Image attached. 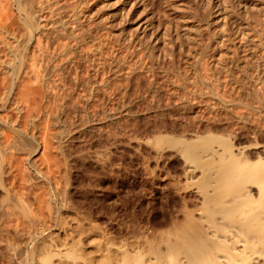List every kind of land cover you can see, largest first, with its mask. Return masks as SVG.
Segmentation results:
<instances>
[{
    "label": "bare ground",
    "instance_id": "1",
    "mask_svg": "<svg viewBox=\"0 0 264 264\" xmlns=\"http://www.w3.org/2000/svg\"><path fill=\"white\" fill-rule=\"evenodd\" d=\"M30 1H31L30 2L31 5L29 4V6L26 5L28 4L27 2L26 4L24 3V0H5L3 1L4 3L1 7L2 11L0 8V11H1L0 12V16H1L0 17V29L1 30L4 29L5 33L7 32V35L10 34L9 32L11 31L12 28H10V31H9V28L7 26L10 24V27H11L10 21L11 20L15 21V19L16 20L18 19V18H13L12 15L15 13V11L16 13L19 12L20 14L24 12L27 17L24 19L26 21V25L28 29V33H27V30L25 32V34H27L26 41L31 43L30 41H32L33 37L35 36L34 34L36 33L37 34L39 33V35L45 36L47 38L46 39L47 44H48V40L49 42H51V45L49 47L47 46L50 43L46 46L45 41L43 40L45 38L42 39L41 38L42 36L40 37L41 39L39 38L40 42L42 41V43L37 41L38 39L37 40L34 39L36 44L37 42L41 44L40 49L45 50V51H46V48H49V50H51L50 47L53 48L54 44H56L54 42H58L60 38L62 39L64 38V36H66L65 38H67V36H70V35L75 36L74 32L78 31L77 28H76L77 31L76 30L74 31L72 28L68 27V25L70 24L69 20H68L69 24L68 25L66 24L67 20L65 21L64 19L67 14H68L67 17L71 16V20L75 22L76 21L79 22L81 18H82L81 21H83L84 20L83 16L87 18L88 16H91L93 14L92 13L90 15L91 11L89 14L86 12L88 15L86 13H85L86 15L83 14L84 13L83 6H85L86 4L85 2V4L81 8L79 7L80 10L83 9L82 11H79L78 7H76L77 8L76 11H74L73 14L72 15L70 14L69 16V12L70 13L72 12L71 8H73L75 5L78 4L77 0H75L76 2L74 1L75 5H73V7L70 8L71 11L69 10H67L69 12L63 11L64 13H66V15L63 14L65 17L60 16L62 15L61 11L60 13L57 12L59 8L55 9V7L58 6V4L55 5L56 4L55 2L57 0H38V1L30 0ZM58 1L60 3L62 2L60 0ZM80 1L82 0H79V2ZM106 1L108 2V0ZM125 1H127L126 4L127 3L129 4V16L131 17L130 18L128 16L130 19L129 21L132 20L131 25H129L132 27V30L129 36L130 43L128 42L129 43L128 45L132 43L131 46L133 50L129 52L131 54H127L128 57L129 55H131V59L127 60V62L126 60L125 61L122 60L123 62H126V64L127 63L130 64L129 68L127 66L128 77L131 76L130 78L132 77L134 78V75L136 74L140 75L141 73H143L141 75H144V73L145 72L147 73V71L153 77L155 73L156 75L158 74V77L159 76L161 77V75L165 76L164 77L165 79L162 77L164 79L163 80L164 82H166L165 80H168L170 77L171 78L175 77L173 80L172 86L170 84L172 82L171 81L172 79L170 80V83L168 81L169 85H166L168 84L167 82L165 84L167 87V90L170 89L169 86L172 87L170 90L171 93L168 91L170 95L173 93V91H175L176 97H177V94L179 96L177 97L178 100L173 99L174 101L173 103L171 102L172 101L171 99L172 97H171L170 103L173 106L175 105V103L178 102V106L184 109L191 116V117L188 116L190 117L188 118L187 115L186 116L184 115V117L185 118L187 117L190 121L189 122L187 121L188 124H185L186 123L185 122L184 126H182L181 129L179 128L177 130L176 128V130L174 129L171 131L169 130L170 129L169 126L171 124H169V126L167 125L168 127L165 126L167 128L165 127L160 128L158 132L154 134L155 135L153 139L154 144L151 143L152 145H150L153 148H155V150L153 149V152L156 151L155 155L157 156L156 158L157 161L158 159L161 160L162 162L163 161L165 162L166 160L168 161L169 164H170L169 161L172 162V160L179 161L180 167L179 165H177L178 166L177 169L179 168V171L177 170V173L173 172L175 173L174 175L171 172H169V170H165V169L159 170L156 174L158 179L157 180L154 179L155 180L154 182L153 181L150 182V183H153L152 185H150L151 187H147L148 185L147 186L145 185L147 189L150 188L148 191L149 193H145L146 195L148 194L147 195L148 197L139 199L138 195L136 194V197L138 198L131 201V203H128L129 205H127L128 207H127V210L125 211L126 213L124 212L125 214L123 213L124 216L122 217L119 215L120 218L115 217L117 213L116 214L114 213L115 215L113 216L112 215L113 213H111L110 215V213L107 214V212L106 213L105 212L101 213L100 211L95 212L94 209L92 210L88 209V207H86L87 204L84 205L85 203H83V200L81 201L79 200L81 204L73 200L72 199L73 196L71 197L72 194H70L68 191L69 187H67L68 186L67 178H66L67 182H65V179L63 181L67 186L66 185L63 186L64 184L62 185L61 178H59L60 181L58 180L59 176L62 177V175L65 174L64 171H63L64 174L62 173L60 174L59 172H61L63 169L66 170L65 168L67 166L60 171L61 169L59 165L60 163L57 164L59 167L56 165V161L58 160V159L57 160L55 159L56 156L54 158L55 161L52 158V160L55 162L54 164H51L53 162H50L49 164L51 157L49 156V159H48V156H46L47 152L50 153L51 155L52 152L50 151H52L51 149L54 148L53 145H55V143H57L56 145L57 148H55L54 151L58 153L59 151H61L60 149L62 148L64 149L66 147L65 144L67 145L68 141L74 137L71 134L72 131L74 133V130L71 131L72 129L70 128L71 125H67L69 123L65 124L66 120L64 121L63 119L64 116L62 118V116L59 115L62 112L60 108L62 107L61 109H63L64 105L61 106L59 104V107H58L59 109L56 108L57 107L56 105L55 110L61 111L60 113L59 112L57 113L58 115L55 114L56 112L55 113L50 112L55 115H52V114L49 115L51 118L47 116L49 118V121L50 119H52L51 121L53 123L51 121L48 122L47 118H45L46 116H44V115H48V112L50 111L48 109H51L50 106L52 105L49 104L51 101L52 102L56 101L57 103L62 101L60 100L61 97L60 99L58 97L59 95L61 96L62 94L61 91L63 88L61 89V91L59 89H60V86H62L63 84H66L65 83L66 80H64V83L60 86L57 82V81L59 82L61 81L60 78H59L60 80L57 77H56L57 80L54 79V81L56 80L55 82H57L56 84H53V82L50 83L49 81H52L51 77L53 78L55 74L58 75L57 74L58 72H61V74L59 73V75L62 76V72L64 71L65 67L57 66L58 63H56V61H53V58H52V61L56 63L57 65L56 64L52 65L53 63L52 62L50 63L49 59L47 60L46 58L44 59L41 58V55H40L41 50L39 51V57L40 59H43V62L39 64L38 57L36 56L37 53L35 52L36 50H38L36 49V44H35V50L34 52H32L36 54L34 55L31 53L32 60H30L31 58L29 56L30 54L27 55L29 56V59L28 57L26 58L25 52L26 50L28 51V49L24 50L25 47L23 46L22 48L19 45L20 44L19 42H22V41L20 39L18 40V38L14 36L12 38H9V39H12L11 40L12 42H10V40H7V37H5L4 39V35H5L4 33V35L2 34L3 38L2 36L0 37V40L2 42V43L0 42V45H2L0 47L4 48V49H1L2 53L0 54L5 53L3 52V50L4 51L6 50L7 53L9 52L13 55L14 61L13 62H11V60L0 61V66L2 67L1 71L4 72V75L12 77L14 81L13 83L12 81H10L12 85L7 86L6 92L2 93L0 90V94H5L4 96H1L2 98L0 97V101H2L0 102L1 103L0 108L4 109V112H5V110H8V107H9L8 105L11 102V104H14L15 107L12 108L13 105H10V110L11 111L13 110L14 112L16 111L18 117H16V113H14L13 111L12 112L15 114L14 116L16 117L17 121H15V119L10 120L9 118H7L6 116L7 114L6 115L4 114L3 116V114L0 113L2 114L0 115V142H1L0 143L1 144L0 146V192L3 193V196H2L3 198H0L1 199L0 201V233H1L0 234V247L2 246L6 249L7 251V252L5 251L6 256H8L7 253L9 252L11 253V255L15 257V261H17L16 264H264V0L260 2L259 4H256V3H255L256 5L253 4L254 5L253 12L255 13L257 12L259 16V19H258L259 28L257 29H255V27L253 26L254 24L251 25L247 23V21L245 22L247 24H244V21H242L243 18L242 20L240 19L241 18L240 14L242 13L243 10L240 11L241 12L240 14L239 12L236 13L235 1L237 2V0H234V2L229 1V3L231 4L227 3L228 0H226L224 1L225 2L224 6H221L220 4L221 2H220L219 3L220 7L215 8V10L213 8L209 9V7L205 5L204 7H207L209 10L207 11V8H205L206 12L205 11L204 13L201 12L202 14L201 22L195 23V24L192 23V20H190L189 15H187L188 13H190V12L187 13L188 7H189L188 5L190 4H186L188 6L186 9L187 14H185V12L183 13H184V17L188 16L189 18L186 17L183 22L181 21L182 24L181 25L179 24L180 26L178 27L177 30L175 29L177 26L174 27L176 24L173 23L174 24L173 27L175 31L173 30L174 33L173 31L170 34L168 33L169 37L166 34H161L162 33L161 30H160L161 32L160 33L158 32V30L155 29V24L157 23H155V20L153 21L154 18L153 19L150 17L145 18L146 16H148L149 12H147L148 14L145 17H142V18H145L144 19L145 21L143 20L144 21L143 24L140 23L141 25H138L137 23L138 19H135L138 17L137 16V13H138L137 1L138 0H125ZM149 1L153 3V0L152 1L148 0V2ZM238 1H242V0H238ZM69 2L70 0L68 1V3ZM91 2L92 1H90V4ZM97 2H100V1L98 0ZM97 2H94V3H97ZM138 2H142V0ZM148 2L146 6L143 5V7L145 6L148 9L150 4H152L150 2H149L150 4H148ZM161 2H163V0ZM173 2L174 1L171 2V5H174ZM175 2L177 4L180 3L177 0ZM243 2L244 0L242 1V3ZM142 3L145 4L146 1L143 0ZM154 3L156 4V0L154 1ZM165 3L163 2V4ZM237 3L239 4L240 2H237ZM168 4L169 3H167V6L169 8L170 5ZM156 5H159V4L157 3ZM52 6L53 7L55 6V7L53 8ZM67 6L68 7L72 6V3L71 5L65 4V6L64 5L62 6V8L64 9V7H66V9H68ZM97 6L98 5L94 7L98 8ZM139 6H140V3H139ZM175 6L173 7L170 6L171 11ZM99 7H100V4H99ZM105 7L104 9H106ZM108 7H111V6H108ZM161 7L163 6L161 5ZM177 7L179 6H176L175 10L177 9ZM48 8L49 9L53 8L52 10L51 9L49 10L51 13L53 12V10H56L54 12H57L58 14H60L59 15L60 17L58 16L59 17L58 19L56 20L54 19V21H52L53 18H57L56 16L57 13L55 16L52 13L53 17L52 16H51L52 18L49 17L52 20H49L48 16L50 15H48V13L49 14L51 13L48 12L47 14L45 13L44 15V11H46ZM62 8L60 7V9ZM85 9H86V6H85ZM88 9H86V11L89 12ZM111 9L109 8L107 10L110 11ZM149 9L148 11H152L153 10L152 6H151V9L150 10ZM175 10L172 11L171 13L175 12ZM247 10H244V12H246ZM95 11L97 12V10L94 9L93 12L95 13ZM144 11L146 10L144 9ZM155 11H152V12H155ZM101 12H103V10H101ZM178 12L179 11H177V13ZM244 12L243 14L245 15L248 11L246 13ZM42 13L44 16L48 15L46 17V19L48 18L47 20L41 19ZM99 13L97 12L98 15H100ZM105 13L106 12H104V14ZM109 13L108 15L110 17ZM117 13L119 14V12ZM156 13H154V15ZM104 14H101V17ZM179 14H182V13H179ZM192 14H190V16ZM94 15H95L94 20H96V17H97L96 13ZM154 15L153 16L151 15V16L154 17ZM160 15H163V14H160ZM160 15L159 17H161ZM168 15L166 16L168 17ZM176 15L175 14L174 16L171 15L173 16L171 18H176ZM42 18H45V17H42ZM100 18L97 20L100 21ZM105 18L103 20H105ZM155 18H156V15H155ZM163 18H164V15H163ZM180 18H181V15H180ZM9 19L11 20L9 21V24H7L6 22H8L7 20ZM20 19L21 18L19 17V20ZM177 19H173V20H177ZM106 20L111 22V18L110 20L108 19ZM14 21L13 22L11 21L12 24L14 23ZM72 21H71V24H75L76 26L78 22L72 23ZM87 21H88V18L84 21V23H87ZM18 22L15 21L14 26L17 27V25L19 24ZM89 24L90 23H88V25ZM171 24L172 23H170V25ZM78 25L79 24H77V26ZM103 25L101 26L103 27ZM159 26H161V23ZM16 27H13V28H16ZM252 27H254V29ZM19 28H16V29H19ZM79 29H81V27ZM122 29H123L122 32L125 31L124 25ZM172 29H169V30H172ZM14 30H13V33H15ZM20 31L17 33L20 34ZM88 31L86 32L88 33ZM139 31L141 32V35ZM18 34H17V37H19ZM82 34H86V33H82ZM171 34L172 35L174 34L173 35L174 37L171 38L170 37L172 36ZM39 35L37 36L39 37ZM121 35H124V34L121 33ZM127 35L129 34L127 33ZM79 36L81 38V35ZM97 36H99V34ZM97 36H95L96 39H97ZM206 36L209 37L208 42H206L205 40ZM83 37H87V35L85 36L82 35V38ZM72 38L79 39V37H72ZM99 38L97 39V41L101 39ZM120 38H123V37H120ZM116 39H118V37ZM125 39L129 41V38H125ZM125 39L123 38V40L122 39L121 40L124 42ZM81 40L82 39H80L79 41L81 42ZM82 41H85V40H82ZM92 41H94V39ZM43 42L45 45L44 47H46L44 49L42 45ZM72 42L74 43L75 41H72ZM32 43L34 42L32 41ZM75 43L77 44L78 42H75ZM81 43H83L82 45H86L84 44V42H81ZM57 45L58 44H56V47ZM60 45L61 44H59L58 46ZM103 45L101 46L103 47ZM178 45L180 46V48L183 47V49H186L185 54L187 56L186 57L185 54H183L185 56V60L182 59V61L184 60L182 64H184L185 62L184 64L185 68L183 69L184 71L180 68L181 72H180V69H178V67L175 68L178 65L175 66L174 62L172 61L176 58V56L170 55L171 54L170 52L173 53L174 48H176V46L179 48ZM97 46L98 45H96V47ZM72 49L66 43L64 46V49L62 50V53L64 52L65 55L67 54L68 56L69 52L72 54L73 52L71 51ZM55 50L57 49L55 48ZM178 51L175 50L174 53L177 52V55H179ZM259 51L263 52V54H261V52L259 54ZM50 52L48 51L49 54ZM49 54L47 55L49 56ZM59 54L61 55V51ZM59 54L58 56L59 58H61L62 56H60ZM71 54H70V57H71ZM10 55H8L7 57H9ZM50 55H52V53ZM3 56L5 57L6 55H3ZM184 56H181V57H184ZM7 57H5V59ZM49 57H52V56H49ZM63 57H66V56H63ZM92 57L93 56H91V59ZM167 57H174L171 60L173 63L170 62L169 61L170 59L168 60ZM0 58L2 57L0 56ZM161 58H165V60L167 59L168 60L167 62H169L170 65L172 63V66L174 67L172 66L169 67L168 65L167 66L168 69H165L166 67L165 64L167 63H164L163 65H160V66H165L163 67V70L165 69L163 71L162 67L160 66L158 67V62L161 61L160 60ZM26 59L28 60V62H30L29 65L27 64L28 66L24 65L25 61H27ZM70 59H69V62L67 63H70ZM144 59L145 60L149 59V63H146L147 60L145 62ZM103 60H106V59H102V61ZM113 60H115L114 57H113ZM60 61L64 63L63 60H60ZM67 61H68V58H67ZM67 63H64L66 64L65 66H67ZM118 63L121 64V61L120 62L117 61V64ZM59 64L61 65V63ZM64 64L62 65L64 66ZM117 64L115 65L117 66ZM120 64H118L117 67H121L119 66ZM124 64H122L123 67H124ZM126 64H125L124 69L126 68ZM179 66L181 67V64ZM108 68L106 67L107 70ZM115 73H116V70H115ZM116 75L119 76V73L118 74L116 73ZM124 75L126 74L124 73ZM113 76H114V72H113ZM144 76H147V75H144ZM10 77L9 79L6 77L7 78L6 80L3 77L2 78L4 82L5 81L7 82L8 80H11ZM119 77H117L118 78L117 80H120ZM138 77L139 76H136V78ZM158 77L156 78L157 80H158ZM21 78L23 80H21ZM62 78L64 79L65 75ZM136 78H134L135 80H137L135 82H138V79ZM19 79L22 82L20 84H17ZM110 81H112V79ZM107 82H109V80H107ZM150 82H153V79L152 81L150 80ZM7 83L9 85V81ZM97 83H100V82H97ZM155 83L160 84L157 81L156 82L154 81L153 84ZM4 84L5 83L1 82L0 88ZM92 84H96V83H92ZM92 84L90 86H93ZM148 84H149V81H148ZM150 84L148 85L149 87H150ZM96 85L98 86L99 84H96ZM46 87L47 89H45ZM147 90H149V88ZM154 90H159V88H153L152 90L153 95L156 94L154 93L156 92ZM59 91L61 94L59 93ZM168 92H167V95H168ZM89 94L90 93H88V95ZM151 94L152 93L150 92V96H151L150 98L152 99L153 95ZM158 94L160 95V90ZM139 95L136 96V99ZM159 95H157V97H160ZM89 96H91V94ZM146 96H149V93L146 94ZM146 96H144L146 100L150 99V98H147ZM154 96L156 97V95ZM83 97L85 98V96ZM11 98H14L15 102L14 100L10 101ZM45 98L47 99L46 101H44L45 103L44 104L43 100H45ZM48 98L51 100L50 102L47 103V100L49 101ZM57 99L60 101L58 102ZM17 100L18 102H16ZM132 100L134 102L136 101L134 99ZM67 101L68 100L66 99V102ZM69 101L71 102V100ZM85 101H88V100H85ZM166 101L167 100L165 99V103ZM52 102L51 104L55 105V103H52ZM140 102L142 103V101ZM163 102L164 100H162V103ZM46 105H49V108ZM44 106H46V108ZM149 106L150 105H148L147 107L150 108L153 105L150 107ZM178 106H175L176 112H178L177 111ZM154 107L155 106L152 107L154 111L155 109L159 110L158 108L156 107L154 108ZM167 107L168 106H164V108H167ZM65 109L67 108L65 107ZM131 109H129V112L132 113V111H130ZM153 109H150V110H153ZM175 109H173V112ZM10 110H8V112ZM119 110L118 112H120ZM150 110L149 111L146 110V111L150 112ZM154 111H151V112H154ZM165 111H170V110L168 108L167 110L165 109ZM10 112L9 114H12ZM118 112L116 113L117 115H118ZM126 112L128 111L126 110ZM170 112L172 113V111ZM181 112L182 111L178 113L180 114ZM133 113L135 114L136 112H133ZM157 113L158 115L159 114L161 115V113H159L158 111ZM157 113L155 112L156 115ZM178 113L176 114L180 117L181 114L179 115ZM105 114H107V112ZM110 115L109 116L106 115V116L108 117V119L114 118V121L118 117L117 116L115 118L116 116L115 113L114 115L112 114ZM125 115H128V114L125 113ZM106 116H105V119L107 118ZM171 116L176 117L174 115H171ZM8 117H11V116L9 115ZM41 117L44 118L43 120L46 119L48 124H51V123L53 124L51 125L54 127H51V129L55 128L53 129L54 133L52 132L53 130L49 132L50 130L49 126L51 125L47 124L48 125L47 126L45 124V121H43ZM67 117L65 116V118ZM161 117L163 118V116ZM161 117L159 116V118H157L156 116L155 118L160 119L161 121ZM181 117H183V115ZM184 117L182 118V120L184 119L182 123L179 121L181 124H183V122L187 119V118L185 119ZM21 118L24 120L25 123L27 122L26 125L25 123H23V120ZM124 118L126 119L127 116ZM133 119H136V118H134L133 116ZM150 119H151V116H150ZM38 120L40 122L42 120L43 124H45L46 127H49L47 129L45 128L47 130L46 133H52V137L55 134L53 138L55 139L56 142L51 137V139L55 143L52 142L51 144V140L48 135H45V136L46 137L48 136L49 138L47 137V139H44V140L43 138L41 139V137H43L44 135L43 132H45V130L42 131L43 135L40 133L41 137L38 135L39 138L37 137V134L35 135L36 136L35 137L34 134L29 135L27 130L26 131L23 130V127L25 126H28V127L30 126L31 129L29 128V130H32L34 126L35 128L34 130H36L39 126H41L39 125L41 123H38L39 126L37 125ZM62 120L65 123H63ZM123 120H121V122ZM176 120H178V118H176ZM104 121L106 122V120ZM111 121L112 123L114 122L113 120ZM160 121L157 120L158 123ZM118 122L120 123V121ZM164 122L166 123V121ZM164 122L162 124L163 126L165 124ZM115 123L116 122H114V124ZM117 123L116 125H119ZM158 123H157V126H158ZM21 124L22 126L23 124L25 126L22 127ZM110 124H107V125H110ZM75 125L77 124L75 123ZM162 125H159V126L161 127ZM82 126H85V124ZM154 127L155 126H153V128ZM25 129H27V127H25ZM43 129H44V125H43ZM9 132H11L10 133L11 136L9 135ZM15 132L19 134L23 140L20 138L21 139L20 141L19 137H17L18 139H16L17 134ZM31 132L32 131H30V133ZM36 132H38V129ZM80 132L81 131H79V133ZM153 132L154 131H152V133ZM151 134L150 136H154ZM12 135L15 137L16 140H19V142L13 140L11 138L13 137ZM37 138L39 139L40 142L37 141ZM139 141H142V140H139ZM17 142L20 143V145ZM137 142L138 141L136 140V143ZM148 142L147 144L150 143ZM48 143L51 144L53 148L51 147L50 149H48L50 147ZM70 145L72 146V144ZM73 145L75 144L73 143ZM71 146L69 147L70 149H71ZM23 148H25L28 151V153L27 154L25 153V158L23 156L22 161H18L20 160V157L22 156L19 157L18 155H16V153L18 154V151ZM69 148H68V151L70 150ZM47 149L50 151H47ZM57 149H59V151ZM65 149L67 150V148ZM65 149L63 151H65ZM41 150L43 151V154L46 156V159L49 160V161L47 160L49 165H46L45 167H43L44 161L43 163H41V161H39L41 158L39 160L38 158H36L38 156L43 157V155L38 154V152H40ZM63 151L60 155H62L63 153L65 154V152H67V151L65 152ZM102 155H100V157ZM66 157L67 156L65 154L64 159H66ZM36 159L38 161H36ZM64 162L65 161H62V163ZM37 163H39L38 165H41V164L43 165L39 167L38 165L36 166ZM177 163L178 162H176V164ZM62 166L63 165L61 164V167ZM19 175L22 176V179H20V181L21 180L23 181L22 183H19V180H17ZM29 177L31 179L30 182L34 180V182L36 181L37 185L39 184L41 185V183L39 182H42V185L43 183H45L46 186H48V188H46L44 185H43L42 190L41 188H39L40 185L39 187L36 185V188H35V184H32L34 182L29 183L28 185L26 181L27 179L30 180ZM65 177H67L66 174H65ZM153 178L154 177H152V180ZM9 180H10V184H9ZM16 181H18V183ZM16 183L17 185L19 184L21 186L18 185L17 187ZM59 183L64 188L61 185H59ZM26 184L29 187H31V185H34L35 189L33 188V186L30 189ZM139 185H138V188L140 187ZM60 187H62L63 189ZM128 187H131V186H128ZM133 187L135 186L133 185ZM45 188L48 190H46ZM140 188L144 189L145 187H140ZM21 189L22 190L25 189L26 192L28 190L27 194L33 195V196L31 195V199H28L30 197L28 195H25L23 197L22 192L24 194H26V192L22 191ZM36 189H40V190H36ZM130 189H132L133 192L135 191L133 190V188H130ZM16 190L18 191L21 190L22 192L20 193ZM13 193H16L15 194L16 197L14 198H13ZM130 194L129 196H131ZM120 199L122 198L120 197ZM128 201L130 202V200ZM97 204H98V201H97ZM102 204H104V202ZM90 207L91 206H89V208ZM102 210L104 211V209ZM2 247H1V250H5ZM1 250H0V253L2 254H0V256L3 255V252H4V251L1 252ZM3 257L5 256L3 255ZM3 257L1 258L3 259ZM10 257L11 256L9 254V259ZM14 257H12L10 260L12 263H10L8 260L9 264H13L14 260L12 259ZM5 259H8V257H6Z\"/></svg>",
    "mask_w": 264,
    "mask_h": 264
},
{
    "label": "rangeland",
    "instance_id": "2",
    "mask_svg": "<svg viewBox=\"0 0 264 264\" xmlns=\"http://www.w3.org/2000/svg\"><path fill=\"white\" fill-rule=\"evenodd\" d=\"M3 1H5V0H3ZM3 1H1L0 0V4H1V6H0V8L2 7V5H3ZM38 1V0H37ZM60 1H62L61 3L57 0L55 3V5H57L58 4V6H54L55 7V9H60V7L62 8V6L64 5L65 6V4L67 5V4H70L71 5V3H72V6H70V7H68V9H66V7H64V9L62 10V9H58V13H60V11L62 12L61 14L62 15H60V14H58L57 12H54V11H56V10H53V15L55 16L56 15V13H57V18H53V20L52 19H50V18H52L53 17V15H52V13L49 11L50 9L48 8L46 11H44V15H45V13L47 14L48 12H50L51 14H49L48 13V15H50V16H48V18H49V20H52V21H54V19L56 20V19H58L60 16H63V17H65L64 15H66V13H64V12H66L67 10H69V11H71L70 10V8L71 7H73V5H75V0H70V2L68 3V1L69 0H64V2H63V0H60ZM75 1V2H74ZM78 2V6L77 5H75L73 8H71L72 9V12L70 13L69 11H67V12H69V16H70V14L72 15L73 14V12L74 11H76V7H78V9H79V11H82V10H80V8L85 4V2H86V4H85V6H86V9H88L89 7V12L88 11H86V9H85V6H83V8H84V10H83V14H85L86 12L89 14L90 13V11H91V13H90V15L91 16H88L87 18H88V21H87V23H84V21L87 19L86 17H84L83 16V18H84V20L83 21H81V19H80V21L78 22V21H76V22H78L77 24H79L78 26H77V24H76V26H75V24H71V16L70 17H67V15H66V17H65V21H66V24L68 25L69 23V21H70V24L68 25V27L69 28H72L74 31L76 30V28H77V32H74V35L75 36H67V38H65L66 36H64V38H60V40L58 41V42H54V43H56V44H61L60 46H58L57 45V47H56V44H54V46H53V48L52 47H50V49L51 50H49V48H46V47H44L45 45L47 46L49 43V45L47 46V47H49L50 45H51V42H49V40H48V44H47V38L45 37V36H42V35H39V33L37 34V35H39V37L36 35V34H34L35 36L33 37V39H32V41L34 42V43H32V41H30L31 43H29L28 41H26V35L27 34H25V32H26V30H27V33H28V29H27V25H26V21H25V19L24 18H27L26 17V15H25V13L24 12H22L21 14L19 13V12H17L16 13V11H15V13H16V15H15V13H14V11H13V15H12V17L13 18H18L17 20L19 21H17L16 19H15V21L16 22H18L19 24L17 25V27L16 26H14L15 24V21L14 20H11L12 19V17H11V19H9V20H7L8 22H6L7 24H9V21L11 20L12 22L14 21V23L12 24V22L10 21V23H11V27H10V24L7 26L8 28H9V31H10V28H12L13 30L15 29L17 32H19L20 30L22 31H20V34H18L15 30H14V32L15 33H13V30L11 29V31L9 32L10 34H8L7 35V32L5 33V31H4V29L3 30H1L0 29V37L2 36V34L4 35V33H5V35H4V39H5V37H7V40H10V42H12L11 40L12 39H9V38H12V37H14V36H16V38H18V40L20 39L22 42H19L20 44V46L23 48V46L25 47L24 48V50H26V49H28V51L26 50V58L28 57V59H29V56L31 57L30 58V60H32V55H31V53L32 52H34V50H35V41H34V39L35 40H37V41H39L40 42V39L42 38H45V39H43L44 41H45V45H44V42H43V49L44 48H46V51L45 50H42V49H40L41 48V44L40 43H42V41L39 43V42H37V44H36V49H38V50H36L35 52L37 53H32V54H36V56L38 57V63L40 64L41 62H43V59L44 58H46L47 60L49 59V62L51 63H53L52 65H54V64H56V63H58V65L57 66H62V67H65L64 68V71H63V69H62V71L64 72V74H63V72H62V76H60L59 75V73L61 74V72H58L57 74L59 75H54L53 76V78L51 77V79H52V81H49L50 83L51 82H53V84H56L57 82H58V84H59V86L60 85H62L63 83H64V80H66L65 81V83L66 84H63L62 86H60V91H61V89H62V91H61V93H60V91H59V93L61 94V96L59 95V99H60V97H61V99L60 100H62L61 102H59L60 100H58V102L59 103H57L56 101L54 102H52V103H55V105H53V104H51V102H50V100L51 99H49V101L47 100V103L48 102H50L49 104L50 105H52V106H50V108L52 109H48V110H50L49 112H48V115H44V116H46L45 118H47V121L48 122H50L52 119H50V121H49V118H51L49 115H51L52 113H50V112H56L55 114H57L58 112L60 113L61 111H58V110H55V107H56V105H57V109H59L58 107H59V104L62 106V105H64V108L63 109H61L60 108V110H62V112H61V114H59L60 116H62V118H63V116H64V121L66 122H63V120H62V122L63 123H65V124H67V123H69V124H67V125H71V127L70 128H72L71 129V131L72 130H74V133H73V131H72V135L74 136L73 138H71V140H69L68 141V143H67V145L65 144V148H67V150L65 149V151H67L68 153H70V154H68L67 152H65V151H63L64 149L62 148V149H60L61 151H59V149H57L59 152L58 153H56L54 150H55V148H57V143H55L56 141H55V139L53 138L54 137V135H53V137H52V133H46L47 132V128H49L50 130H49V132L51 131V130H53V129H55V128H52L51 129V127H54V126H52L53 124V122L51 123V124H48L47 123V121H46V119L45 120H43L44 118L43 117H41L42 118V120L43 121H45V124L47 125H51V126H49V127H46V125L45 124H43V121L41 120V122L38 120V122H37V125H38V123H41V124H39V125H41V126H39V127H41V128H37V126H36V128L38 129V132H36L37 131V129L36 130H34L35 128H34V126H33V129L32 130H29V128H30V126L28 127V126H25L26 125V123L24 122V120H23V123H25V125L23 124V126H25V127H27V129H25V127H23L22 126V124H21V126L23 127V130L24 131H26L27 130V132H28V134L30 135H33L34 134V136L37 134V137H38V135L40 136L41 134H42V131H44L45 130V132H43L44 133V135H43V137H41V139L43 138V140L44 139H47V137L49 136L50 137V140H51V144H52V142H53V140L55 141V142H53V143H55V145H53V147L51 146V144H49L50 145V147L48 148V149H50L51 147L53 148V149H51L52 151H50V150H48L47 149V151H50V152H52L51 153V155H50V153H48L47 152V155L46 156H48V159H49V156L51 157V159H50V161L48 160V159H46V156L43 154V151L41 152H38V154H40V155H43V157H36V158H38V160L39 161H41V163H43V161H44V165L43 164H41V165H43V167H45L46 165H49L50 164V162H53V163H51V164H54L55 162V159L57 160L56 161V165L58 164V163H60L59 165H60V171L63 169V168H65L66 166V170H62L61 172H59L60 174L62 173V174H66V176L67 177H65V174L64 175H62V177L61 176H59L58 177V180L60 181V179L59 178H61L62 179V185L63 186H65L66 184L63 182L64 181V179H65V182H67L68 183V186L67 187H69V188H71V189H69L68 188V191H69V193L70 194H72L71 195V197L73 196V200H75L77 203H80V201L81 200H83V203H85L84 205H86V207H88V209H94L95 210V212H101V213H103V212H107V214H109L110 213V215H111V213H113L112 215L114 216L116 213V215H115V217H119L120 218V216L122 217V216H124L123 215V213L127 210V205H129L128 203H131V201H133V200H135L136 198H138L139 197V199H143V198H146V197H148L145 193H149L148 191H149V189L150 188H146V186L147 187H151L150 185H152L153 183H150V182H154L155 180H157L158 178H157V176H156V174H157V172L159 171V170H169V172H171L172 174H174L175 175V173H177V170L179 171V168L177 169V165H179V167H180V162L179 161H177V160H172V162L171 161H169L170 162V164L168 163V161H166L165 160V162L163 161H161V160H159L158 159V161H157V156L155 155L156 153V151H154L153 152V149L155 150V148H153L152 146H150V145H152V144H154L153 143V139H154V137H155V133L156 132H158V130L160 129V128H164L165 126H169V124H171L169 127H170V129L169 130H176V128H177V130L180 128H182V126H184V123L185 124H188L187 123V121L189 122L190 120L188 119V118H190L191 116L189 115V113H187L184 109H182V108H180L179 106H178V102L177 103H175V105H173L172 106V104L170 103V98L172 99V103L174 102L173 101V99L175 100H178V98L177 97H179L178 96V94H177V97H176V92L175 91H173V93L170 95V90H171V86L173 85L172 83H173V80H174V78L172 77H170L168 80H165L167 83H168V81H169V83H170V80L172 81L170 84H171V86H169L170 87V89L169 90H167V87H166V85H169V83L168 84H166V82H164L163 80L165 79L164 77L165 76H162L161 75V77L159 76L158 77V74L156 75V73H155V75H154V77L153 76H151V74H149V72L147 71V73L145 74L144 73V75H147V76H144V75H141V74H143V73H141L140 75L139 74H136V75H134V78H136V76H139L138 78H136V79H138V82H135V81H137V80H135L133 77V79L132 78H130L131 76H129L128 77V73H127V71H128V68H129V63H127L126 64V62H127V60H130L131 59V55H129V57L127 56V54H131V53H129V52H131L133 49H132V46H131V44L130 45H128L129 43H130V33H131V30H132V27L131 26H129V25H131V21H129L130 19H129V4L127 3L126 4V2L127 1H125V0H108V2L106 1V0H99L100 2H97L96 0H82V1H80L79 2V0H77ZM89 1V2H88ZM90 1H92L91 2V4L92 3H94V2H97V3H94V4H90ZM94 1V2H93ZM104 2V1H106V2H104V3H102V2ZM111 1V2H110ZM113 1V2H112ZM118 1H120V2H118ZM123 1V2H122ZM138 1H140V0H138ZM137 1V5H138V9H137V11H138V13H137V18H135V19H138L137 20V23H138V25H141V24H143V22L145 21L144 19L145 18H154L153 19V21L155 20V23H157V24H155V29L156 30H158V32H160V30H161V34H166L168 37H169V34L170 33H172V31L174 30L175 31V29L177 30L178 29V27L182 24V22L184 21V19L186 18V17H188V16H186V17H184V13L183 12H185V14H187L188 12H190V13H188L187 15H189V17H190V20H192V23L193 24H195V23H199V22H201V19H202V14H201V12H203L204 13V11L206 12V9L205 8H207V7H209V9L210 8H213L214 10H215V8H217V7H220V4H221V6H224V4H225V2L224 1H226V0H222V1H220V0H177L178 2H180V3H176L175 1L176 0H172V1H174L173 2V4L174 5H171V0H163V2L165 3V2H167V3H169L168 5H170L171 7H173V6H175V4H176V6H179V7H177V11H179L178 13H177V11L175 10V7L172 9V11H174L175 10V12H173V13H171L172 11H171V7L169 6V8H168V6H167V3H165V4H163V2H161L162 0H156V4L158 3L159 5H156L155 3H154V1L155 0H153V3L152 2H150V3H152V4H150L149 2H148V0H144V1H146V3L145 4H143L142 2H143V0H142V2H138ZM152 1V0H151ZM157 1H159V2H157ZM171 1V2H170ZM182 1V2H181ZM185 1V2H184ZM212 1V2H211ZM229 1L230 2H234V0H228L227 1V3H229ZM243 1V0H242ZM242 1H238L237 0V2H240L239 4L235 1V3H236V9H235V11H236V13L237 12H239V14L241 13L240 11H242V15L240 14V16H241V20H242V18H243V20L242 21H244V24H247V23H249V24H251V25H253L254 27H255V29H257V28H259V25H258V19H259V16H258V13L256 12H253L254 10H253V4H259L260 2H262L263 0H244V2L242 3ZM26 2L28 3V4H26ZM30 0H24V3L27 5V6H29V4H30ZM59 2V3H58ZM82 2H84V3H82ZM88 2V3H87ZM125 2V3H124ZM147 2H148V4H150V6L148 7V9L150 8L151 9V6H152V8H153V10L152 11H155V12H152V11H148V9L145 7L146 6V4H147ZM183 2H184V4H183ZM186 2H188V3H186ZM191 2V3H190ZM221 2V3H220ZM37 3V2H36ZM65 3V4H64ZM81 3V4H80ZM108 3H109V5H108ZM139 3H140V6H139ZM199 3V4H198ZM220 3V4H219ZM223 3V4H222ZM242 3V4H241ZM90 4V5H89ZM99 4H100V7H99ZM102 4V5H101ZM106 4V5H105ZM111 4V5H110ZM115 4H116V6H115ZM126 4V5H125ZM186 4H190V5H188L189 7H190V9H189V7L186 5ZM229 4H231V3H229ZM255 4V5H256ZM31 5V4H30ZM59 5H60V7H59ZM89 7H88V6ZM96 5H98L97 7L98 8H95L94 6H96ZM104 5V6H103ZM128 5V6H127ZM143 5H145L144 7H143ZM156 5V6H155ZM161 5L163 6V7H161ZM181 5V6H180ZM183 5V6H182ZM205 5H207V7H204ZM228 5V4H227ZM35 6V5H34ZM92 6V7H91ZM102 6V7H101ZM105 6H107V7H105ZM108 6H111V7H108ZM114 6V7H113ZM121 6V7H120ZM123 6V7H122ZM127 8H126V7ZM156 8H155V7ZM159 6V7H158ZM167 8H166V7ZM185 6H186V8H185ZM202 6V7H201ZM53 7V6H52ZM53 7V8H54ZM80 7V8H79ZM104 7L106 8V9H104ZM113 7V8H112ZM120 7V8H119ZM165 7V8H164ZM182 7V8H181ZM187 7H188V11H187V13H186V9H187ZM242 7V8H241ZM52 8V9H53ZM111 9L110 11L109 10H107V9ZM115 8V9H114ZM139 8H140V10H139ZM164 8V9H163ZM179 8V9H178ZM51 9V10H52ZM91 9V10H90ZM94 9L95 10H97V12L99 13V12H101V10H103V12H101V13H99L100 15H98L97 14V12L95 11V13H96V15H97V17H96V20H94L95 19V13L93 12L94 11ZM101 9V10H100ZM125 10V12H124V10ZM143 9V10H142ZM144 9L146 10V11H144ZM149 9V10H150ZM170 11H169V10ZM192 9V10H191ZM208 8H207V11L209 10ZM248 9V10H247ZM93 10V11H92ZM98 10H100V11H98ZM107 10V11H106ZM127 10V11H126ZM163 10V11H162ZM167 12H165V11ZM191 10V11H190ZM194 10H195V12H194ZM198 10V11H197ZM244 10H247L246 12H244ZM1 11H2V8H1ZM0 11V12H1ZM64 11V12H63ZM78 11V10H77ZM110 13H109V12ZM119 12V14L117 13V12ZM193 11V12H192ZM211 11V10H210ZM209 11V12H210ZM104 12H106L105 14H104ZM111 12H112V14H111ZM122 12V13H121ZM139 12H140V14H139ZM147 12H149V14L147 13ZM157 12V13H156ZM212 12V11H211ZM243 12L244 13H246L245 15L243 14ZM253 12V13H252ZM86 13V14H87ZM108 13L110 14V17H109V15H108ZM121 13V14H120ZM126 13V14H125ZM153 13V14H152ZM154 13H156L155 15H156V18L158 17L159 18V20H158V18L156 19L155 18V15H154ZM166 13V14H165ZM179 13H182V14H179ZM193 13V14H192ZM19 14V15H18ZM64 14V15H63ZM82 14V15H83ZM85 14V15H86ZM87 14V15H88ZM101 14H104L105 15V17H104V15H102V17H101ZM107 14V15H106ZM115 14V15H114ZM143 14H145V15H143ZM148 14V16H146ZM160 14H163L164 15V18H163V15H160ZM169 14V15H168ZM173 15L174 16V14L176 15V18H171V17H173V16H171V15ZM190 14H192L191 16H190ZM199 14V15H198ZM43 15V13H42V17H45V18H42L41 17V19H44V20H47L46 19V17L47 16H44ZM60 15V16H59ZM118 17H117V16ZM120 15H121V17H120ZM140 15H141V17H140ZM154 15V17H152V16ZM159 15L161 16V17H159ZM166 15H168V17L166 16ZM180 15H181V18H180ZM183 15V16H182ZM195 15V16H194ZM201 15V16H200ZM244 15V16H243ZM21 18L20 20H19V17ZM52 16V17H51ZM59 16V17H58ZM94 16V17H93ZM129 16V17H128ZM146 16V17H145ZM179 16V17H178ZM239 16V17H240ZM1 17V16H0ZM90 17V18H89ZM101 17V18H100ZM108 17V18H107ZM123 17V18H122ZM126 17V18H125ZM142 17H145V18H142ZM188 17V18H189ZM100 18V21L99 20H97V19H99ZM105 18V20H103ZM110 18H111V22L110 21H107L106 19H108V20H110ZM115 18H117V19H115ZM120 18V19H119ZM131 18V17H130ZM170 18H171V20H170ZM179 20H178V19ZM24 19V20H23ZM91 19V20H90ZM120 21H119V20ZM163 19H165V20H163ZM168 19V20H167ZM173 19H177V20H173ZM195 19V20H194ZM198 20V22H197V20ZM200 19V20H199ZM69 20V21H68ZM89 20H90V22H89ZM101 20H102V22H101ZM117 20V21H116ZM144 20V21H143ZM167 20V21H166ZM173 20V21H172ZM250 20H252V21H250ZM95 22V23H93V22ZM118 22V23H116V22ZM141 21V22H140ZM170 21V22H169ZM172 21V22H171ZM178 21V22H177ZM180 21V22H179ZM182 21V22H181ZM247 21V23H245ZM47 22V21H46ZM75 21H72V23H76ZM84 23V25H83V23ZM124 22V23H123ZM127 22V23H126ZM165 24H164V23ZM254 22V23H253ZM20 23H22V24H20ZM24 23V24H23ZM81 23V24H80ZM88 23H90L89 25H88ZM94 25H93V24ZM111 25H110V24ZM113 23H115V24H113ZM141 23V24H140ZM160 23H161V26H159L160 25ZM170 23H172L171 25H170ZM176 24L175 26H174V24ZM177 23H178V25H177ZM17 24V23H16ZM99 24H101V25H103V27L101 26V25H99ZM108 24V25H107ZM180 24V25H179ZM24 25V26H23ZM73 27H72V26ZM87 25V26H86ZM97 25H98V27H97ZM106 25V26H105ZM114 27H116V28H114ZM116 25V26H115ZM123 25H124V30L125 31H123L122 32V28H123ZM165 25V26H164ZM250 25V26H251ZM16 27V28H19V27H21V28H19V29H16V28H13V27ZM81 27V29H79L80 27ZM83 26V27H82ZM95 26V27H94ZM108 26V27H107ZM112 28H110V27ZM119 26H120V28H119ZM176 27L175 29H174V27ZM74 27H75V29H74ZM87 28V30H86V28ZM96 27H97V29H96ZM101 27V28H100ZM105 27V28H104ZM108 29H107V28ZM129 27V28H128ZM158 27V28H157ZM170 27V28H169ZM173 29H172V28ZM254 27H252L253 29H254ZM7 28V29H8ZM85 28V29H84ZM103 28V29H102ZM110 28V29H109ZM113 28H114V30H113ZM161 28V29H160ZM172 29V30H169V29ZM23 29H25V30H23ZM91 29V30H90ZM100 29V30H99ZM130 29V30H129ZM166 29V30H165ZM169 31H168V30ZM82 32H81V31ZM89 30V31H88ZM94 30V31H93ZM102 30V31H101ZM120 32H119V31ZM128 30V31H127ZM164 30V31H163ZM86 31H88V33L86 32ZM93 33H92V32ZM108 31V32H107ZM141 31V30H140ZM139 31V33H140V35H141V32ZM168 31V32H167ZM174 31H173V33H174ZM12 32V33H11ZM79 32H80V34H79ZM95 32V33H94ZM99 34V36H97L98 34ZM101 34H100V33ZM82 33H86V34H82ZM102 33H104V34H102ZM113 33H115V34H113ZM116 33H118V34H116ZM121 33L122 34H124V35H121ZM127 33L129 34V35H127ZM138 33V34H139ZM169 33V34H168ZM12 34V35H11ZM14 34V35H13ZM16 34V35H15ZM17 34L19 35V37H17ZM22 34H24V35H22ZM107 34V35H106ZM160 34V35H161ZM7 35V36H6ZM78 35V36H77ZM79 35H81V38H80V36ZM82 35H87V37H83L82 38ZM90 35H91V37H90ZM101 35V36H100ZM117 35V36H116ZM172 35V34H171ZM174 35V34H173ZM170 36L171 38L172 37H174V36ZM9 36V37H8ZM42 36V37H41ZM95 36H97V39L99 38L100 40L99 41H97V39L95 38ZM106 36V37H105ZM112 36V37H111ZM115 36V37H114ZM125 36V37H124ZM162 36H164V35H162ZM36 37V38H35ZM41 37V38H40ZM71 37V38H70ZM72 37H79V39L78 38H72ZM90 37V38H89ZM105 37V38H104ZM118 37V39H116ZM120 37H123L124 39L125 38H129V41L127 40V39H125L124 40V42L122 41L123 40V38H120ZM139 37H141V36H139ZM2 38H3V36H2ZM40 38V39H39ZM84 38H86V39H84ZM94 39V41H92L93 39ZM104 38V39H103ZM112 38V39H111ZM65 39V40H64ZM78 39V40H77ZM80 39H82V40H85V41H82L81 40V42H84V44H86V45H82L83 43H81L79 40ZM110 39V40H109ZM122 39V40H121ZM208 39H209V37L208 36H206V38H205V40H206V42H208ZM101 40H102V42H103V44H102V42H101ZM119 40H121V41H119ZM23 41H24V43H26V44H24L23 43ZM26 41V42H25ZM67 41V42H66ZM72 41H75V42H78L77 44L74 42H72ZM106 41V42H105ZM118 41V42H117ZM0 42H1V40H0ZM67 43V45H69L70 46V48L72 49H76L75 51L72 49L71 51H73L72 52V54H71V57H70V54L68 53V56H67V54L65 55V53L63 52L62 53V50L64 49V46H65V44ZM71 42V43H70ZM89 42V43H88ZM90 42H91V44H90ZM95 42V43H94ZM99 44H98V43ZM121 42V43H120ZM129 42V43H128ZM2 43V42H1ZM73 43V44H72ZM80 43V44H79ZM88 43V44H87ZM93 43V44H92ZM109 43V44H108ZM22 44V45H21ZM24 44V45H23ZM40 44V45H39ZM79 44V45H78ZM90 44V45H89ZM94 44H96V45H98L99 46V48H98V46L96 47V45H94ZM116 44H117V46H116ZM125 44V45H124ZM29 47H28V46ZM34 45V46H33ZM82 45V46H81ZM101 45H103V47L101 46ZM124 45V46H123ZM0 46H2V45H0ZM40 46V47H39ZM72 46V47H71ZM81 46V47H80ZM88 46V47H87ZM101 46V47H100ZM112 46V47H111ZM116 46V47H115ZM129 46V47H128ZM131 46V47H130ZM179 46V45H178ZM33 47V48H32ZM61 49H60V48ZM80 47V48H79ZM32 48V49H31ZM55 48L57 49V50H55ZM84 48V49H83ZM92 48V49H91ZM121 48V49H120ZM133 48H134V46H133ZM1 49H4L3 47L1 48L0 47V53H2V50ZM48 49V50H47ZM53 49V50H52ZM78 49V50H77ZM101 49V50H100ZM129 49V50H128ZM178 49H179V51H178ZM31 50V51H30ZM41 50V51H40ZM61 51V55L59 54L60 53V51ZM93 50V51H92ZM96 52H95V51ZM175 50L176 51H178V54L179 55H177V52L176 53H174L175 52ZM39 51H40V55H41V58H43V59H40V57H39ZM48 51L50 52V54L52 53V55H50L49 53H48ZM53 51V52H52ZM57 52V54H56V52ZM91 51V52H90ZM98 51V52H97ZM183 51V52H182ZM3 52H5V53H3V54H0V56L2 57V58H0L1 60L0 61H4V60H11V62H13L14 61V57H13V55L11 54V53H7L6 52V50L4 51L3 50ZM28 52V53H27ZM43 52V53H42ZM47 52V53H46ZM77 52V53H76ZM84 52V53H83ZM100 52V53H99ZM105 52V53H104ZM120 52V53H119ZM174 52L172 53V52H170L171 54V56H176V58L174 59V60H172L174 57H167V59L170 61V62H174V64H175V66L176 65H178V66H176L175 68H177L178 67V69H184L185 68V62H184V64H182L183 63V61L185 60V56H186V49H183V47H181L180 48V46H179V48L176 46V48H174ZM182 52V53H181ZM260 52L261 51H259V54H260ZM7 53V54H6ZM91 53V54H90ZM96 55H95V54ZM101 53H102V55H101ZM112 53V54H111ZM123 53V54H122ZM126 53V54H125ZM11 54V55H10ZM28 54H30L29 56H27ZM45 54V55H44ZM47 54H49V56H52V57H49ZM54 54H56V55H54ZM58 54L60 55V56H62L61 58H59V56H58ZM83 56H82V55ZM88 54V55H87ZM90 54V55H89ZM116 54V55H115ZM183 54H185V56L183 55ZM261 54H263V52H261ZM3 55H6L5 57H7L8 55H10L9 57H7L6 59H5V57L3 56ZM33 55V56H34ZM43 55H44V57H43ZM47 55V56H46ZM56 56V57H54V56ZM81 55V56H80ZM98 55V56H97ZM109 55V56H108ZM111 55H113V56H111ZM63 56H66V57H63ZM87 56H89V57H87ZM91 56H93L92 57V59H91ZM95 56H96V58H95ZM101 56V57H100ZM179 58H178V57ZM181 56H184V57H181ZM12 57V58H11ZM58 57V58H57ZM73 57V58H72ZM78 57V58H77ZM98 57V58H97ZM108 57H109V59H108ZM113 57H114V59L115 60H113ZM116 57V58H115ZM128 57V58H127ZM181 57V58H180ZM187 57V56H186ZM4 58V59H3ZM10 58V59H9ZM52 58H53V61H56V63H54L53 61H52ZM66 58V59H65ZM67 58H68V61H67ZM70 58H72V59H70ZM90 58V59H89ZM94 58V59H93ZM106 59V60H103L102 61V59ZM118 58V59H117ZM119 58H120V60H119ZM126 58V59H125ZM178 58V59H177ZM13 59V60H12ZM40 59V60H39ZM59 59V60H58ZM69 59H70V63H67V62H69ZM74 59V60H73ZM164 59V60H163ZM165 60V58H161L160 60L162 61H159L158 62V67L160 66V65H163L164 63H167V64H165L166 65V67L165 66H160V67H162V70H163V67H165V69H168L167 68V66L169 65V67H171L172 66V63H171V65H170V63L169 62H167L168 60ZM182 59H184L183 61H182ZM27 60V59H26ZM46 60V61H47ZM60 60H63V62L64 63H67V66H69V67H67V66H65L66 64H64V63H62V61H60ZM92 60V61H91ZM97 60V61H96ZM122 60H126V62H123ZM146 60H147V62H146ZM144 59V61L146 62V63H149V59ZM172 60V61H171ZM177 60H178V62H177ZM95 61V62H94ZM107 61V62H106ZM109 61H110V63H109ZM112 61V62H111ZM116 61V62H115ZM117 61L118 62H120L121 61V64L120 63H118V64H120L119 66H121V67H117L118 66V64H117ZM166 61V62H165ZM10 62V61H9ZM28 60L27 61H25V66L28 64H30V62H28ZM72 62H73V64H72ZM91 62V63H90ZM114 62V63H113ZM130 62V61H129ZM59 63H61V65L59 64ZM92 63H94V64H92ZM107 63V64H106ZM109 63V64H108ZM126 64V68H127V66H128V68L126 69V71H125V69H124V67H125V64ZM131 63V62H130ZM176 63H178V64H176ZM62 64H64V66L62 65ZM112 64H113V66H112ZM115 64H117V66L115 65ZM122 64H124V67L122 66ZM181 64V67L179 66ZM27 65V66H28ZM108 65V66H107ZM116 67H115V66ZM108 68L109 66L111 67H109L108 68V70L106 69V67ZM113 67V68H112ZM115 67V68H114ZM172 67H174V66H172ZM1 66H0V83L1 82H3V83H5L4 85H2L1 86V88H0V90H1V92L2 93H4V92H6V89H7V86H10V85H12V83H13V79H12V77H10V76H7V75H4V72L3 71H1ZM92 68V69H91ZM121 68H123V69H121ZM104 69H106V70H104ZM113 69V70H112ZM120 70V71H118V70ZM160 69V68H159ZM164 69V70H165ZM181 69H180V72H181ZM67 70V71H66ZM103 70V71H102ZM115 70H116V73L118 74L119 73V76H121V77H119L118 75H116V73H115ZM161 70V69H160ZM163 70V71H164ZM92 71H94V72H92ZM110 71V72H109ZM114 72V76H113V72ZM118 71V72H117ZM125 71V72H124ZM184 71V70H183ZM182 71V72H183ZM92 72V73H91ZM96 72V73H95ZM108 73V74H107ZM112 73V74H111ZM123 73V74H122ZM124 73L126 74V75H124ZM153 73V72H152ZM96 74V75H95ZM110 74V75H109ZM121 74V75H120ZM149 74V75H148ZM65 75V78L63 79L62 77ZM4 76H6L8 79H9V77L11 78V80H8L9 81V85H8V81L6 82H4V80H3V78H5V80L7 79L6 77H4ZM89 76H91V77H89ZM115 76H117V77H119V79L121 80H117L118 78L117 77H115ZM127 76V77H126ZM144 76V77H143ZM151 78H150V77ZM156 76V77H155ZM3 77V78H2ZM59 79H61V81L59 82V81H57V82H55L56 80H57V78ZM76 77V78H75ZM112 77V78H111ZM114 77V78H113ZM158 77V80L156 79ZM164 79H163V78ZM125 78V79H124ZM54 79H56L55 81H54ZM59 79V80H60ZM102 79H103V81H102ZM105 79V80H104ZM112 79V81H110ZM127 79V80H126ZM149 79V80H148ZM152 79H153V82H150V80L152 81ZM160 79V80H159ZM21 80H23L22 78H21ZM98 80V81H97ZM107 80H109V82H107ZM117 80V81H116ZM176 80V79H175ZM10 81H12V83L10 82ZM18 81V80H17ZM19 81H20V79H19ZM18 81V83L17 84H20L22 81H20L19 82ZM80 81V82H79ZM89 81V82H88ZM124 81V82H123ZM132 81V82H131ZM148 81H149V84H150V87L148 86L149 84H148ZM154 81L156 82H159L160 84H153L154 83ZM48 82V83H49ZM75 82V83H74ZM77 82V83H76ZM97 82H100V83H97ZM102 82H104V83H102ZM128 82V83H127ZM7 83V84H6ZM87 83V84H86ZM92 83H96V84H99L98 86L96 85V84H92L93 86H90ZM106 83V84H105ZM108 83V84H107ZM138 83V84H137ZM102 84H104V85H102ZM124 84V85H123ZM153 84V85H152ZM166 84V85H165ZM48 85V84H47ZM76 85V86H75ZM79 85V86H78ZM89 85V86H88ZM152 85V86H151ZM64 86V87H63ZM86 86V87H85ZM87 86H88V88H87ZM97 86V87H96ZM107 86V87H106ZM148 86V87H147ZM154 86V87H153ZM156 86V87H155ZM48 87V86H47ZM47 87L45 88V89H47ZM81 87V88H80ZM161 87H162V89H163V91H162V89H161ZM168 87V88H169ZM65 88V89H64ZM69 88V89H68ZM96 88V89H95ZM149 88V90H147ZM153 88H159V90H160V95L158 94L159 93V90H154V91H156V92H154V93H156V94H154V95H156V97L153 95V92H152V90H153ZM44 89V90H45ZM89 91H88V90ZM92 89H93V91H92ZM94 89H95V91H94ZM101 89V90H100ZM167 91H166V90ZM3 90V91H2ZM85 90H87V91H85ZM91 90V91H90ZM123 90V91H122ZM146 90H147V92L149 93V96H146V94H148L147 92H146ZM165 90V91H164ZM170 93H169V92ZM43 92H45V91H43ZM64 92H66V93H64ZM118 92V93H117ZM122 92V93H121ZM150 92L152 93L151 95H153V97H152V99L150 98L151 96H150ZM167 92H168V95H167ZM88 93H90L91 94V96H89L88 95ZM96 93V94H95ZM93 94H95V95H93ZM140 94V95H139ZM144 94V95H143ZM174 94V95H173ZM5 94H0V97L1 96H4ZM64 95V96H63ZM81 95V96H80ZM137 95H139L138 97H137V99H136V96ZM157 95H159L160 97H157ZM69 96V97H68ZM73 96V97H72ZM83 96H85V98L83 97ZM121 96V97H120ZM144 96H146L147 98H150V99H148V100H146L145 99V97ZM167 96H168V98H167ZM175 96V97H174ZM140 97V98H139ZM143 99H142V98ZM2 98V97H1ZM71 98V99H70ZM94 98V99H93ZM131 98V99H130ZM12 99V100H11ZM10 99V101H13L14 100V102H15V99L14 98H11ZM46 99L47 98H45V100H43V103H44V101H46ZM66 99L69 101V100H71V102H73V103H71L70 101V103L67 101L66 102ZM132 99H134V100H136L135 102L132 100ZM153 99H155V100H153ZM161 99V100H160ZM165 99L169 102H167L166 101V103H165ZM169 99V100H168ZM80 100V101H79ZM85 100H88V101H85ZM93 100V101H92ZM126 100V101H125ZM162 100H164V102L162 103ZM65 101V102H64ZM140 101H142V103L140 102ZM143 101H145V102H143ZM153 101V102H152ZM0 102H2V101H0ZM13 102V103H14ZM16 102H18V100L16 101ZM149 104H148V103ZM43 103H42V105H43ZM57 103V104H56ZM64 103H66V104H64ZM70 104V105H68V104ZM90 103V104H89ZM144 103V104H143ZM45 104V103H44ZM133 104H135V105H133ZM146 104V105H145ZM168 104V105H167ZM0 105H1V103H0ZM10 105H13V107L12 108H14L15 107V105L14 104H11V102H10V104L8 105L9 107H8V110H10ZM66 105V106H65ZM120 105V106H119ZM148 105H150V106H155L156 108H158L159 110H157V109H155V111H154V109L152 108V107H150V108H148L147 106ZM170 105V106H169ZM48 108H49V105H46ZM46 106H44L45 108H46ZM67 106H69V107H67ZM88 106V107H87ZM125 106V107H124ZM127 106V107H126ZM145 106V107H144ZM164 106H168L167 108H164ZM175 106H178L177 108V111L178 112H180V111H182L180 114L178 113V112H176V107ZM65 107L67 108V109H65ZM120 107H122V108H120ZM130 107V108H129ZM154 107V108H155ZM171 107V108H170ZM126 108V109H125ZM133 110H132V109ZM169 108V110L170 111H172V113L170 112V111H165V109L167 110ZM175 109L174 110V112H173V109ZM1 109V108H0ZM89 109V110H88ZM109 111H108V110ZM120 109V110H119ZM121 109H122V111H121ZM129 109H131L130 111H132V113L131 112H129ZM150 110V109H153V110H150V112H148V111H146V110ZM172 109V110H171ZM8 110H5V112H4V109H1L0 110V113H2L3 114V116H4V114L7 116V118H9L10 120H14L15 119V121H17V119H16V117H18V115H17V113H16V111L14 112L13 110V112L14 113H16V117L14 116L15 114L11 111H9L10 113H12V114H9V112H8ZM53 110H55V111H53ZM118 112V110L120 111V112H118V115L116 114L117 112ZM126 110L128 111V112H126ZM144 110H145V112H144ZM159 112V113H161V115L159 114L158 115V113H157V111ZM180 110V111H179ZM66 111V112H65ZM111 111H115L114 113H115V118H116V120L114 121V118L113 119H108V117L107 116H109L110 114H112V115H114V113L113 112H111ZM151 111H154V112H151ZM107 112V114H105ZM111 112V113H110ZM133 112H136L135 114H137V115H135ZM142 112V113H141ZM155 112L157 113V115L155 114ZM92 113V114H91ZM109 113V114H108ZM122 113V114H121ZM125 113H127L128 115H125ZM144 113V114H143ZM148 113V114H147ZM176 113H178L179 115H180V117L183 115V117H184V115L186 116L187 115V117L188 116H190V117H184L186 120L183 122V124H181L182 123V121L184 120H182V118L183 117H179ZM187 113V114H186ZM2 114H0V115H2ZM11 116V117H8L9 115ZM55 114H52V115H55ZM134 114V115H133ZM58 115V114H57ZM107 115V116H106ZM132 115V116H131ZM146 115V116H145ZM151 116V119H150V116ZM155 115V116H154ZM171 115H174V116H176V117H173V116H171ZM49 118H48V117ZM65 116L67 117V118H65ZM105 116L107 117L106 119H105ZM111 116V115H110ZM127 116V118L125 119L124 117H126ZM133 116H134V118H136V119H133ZM137 116V117H136ZM148 116H149V118H148ZM157 116V118H159V116L161 117V116H163V118L161 117V121H160V119H157V118H155ZM167 116V117H166ZM171 118H169V117ZM96 117V118H95ZM123 117V118H122ZM24 118H26V117H24ZM166 118V119H165ZM175 118V119H174ZM176 118H178V120H176ZM91 119H93V120H91ZM102 119V120H101ZM118 119V120H117ZM124 119V120H123ZM129 119H131V120H129ZM153 119V120H152ZM156 119V120H155ZM180 119V120H179ZM22 120H21V122H22ZM26 120V119H25ZM104 120H106V122L104 121ZM111 120H113L114 122H118V121H120V123L118 122L117 124H119V125H116V123L114 124V122L112 123V121ZM121 120H123L122 122H121ZM157 120L158 121H160L159 123H161V124H159L158 122H157ZM162 120H163V122L164 121H166V125L164 124V126L162 125L163 124V122H162ZM174 120V121H173ZM14 121V122H15ZM71 121V122H70ZM91 121V122H90ZM94 121V122H93ZM98 121V122H97ZM101 121V122H100ZM109 121V122H108ZM152 123H151V122ZM154 121V122H153ZM181 123H180V122ZM13 122V121H12ZM73 122V123H72ZM100 122V123H99ZM178 122V123H177ZM75 123L77 124V125H75ZM88 123V124H87ZM96 123H97V125H96ZM111 123V124H110ZM149 123V124H148ZM155 123V124H154ZM157 123H158V126L159 125H162L161 127L159 126H157ZM44 125V129H43V125ZM75 125V126H73V125ZM84 125L85 124V126H82V125ZM87 124V125H86ZM106 124V125H105ZM107 124H110V125H107ZM154 124V125H153ZM28 125V124H27ZM47 125V126H48ZM80 125V126H79ZM114 125H116V126H114ZM73 126V127H72ZM79 126V127H78ZM90 127V128H88V127ZM114 126V127H113ZM149 126H150V128H149ZM153 126H155V127H157V128H155V129H157V130H155L154 128H153ZM167 126V127H168ZM174 126H175V128H174ZM83 127V128H82ZM93 127V128H92ZM119 127V128H118ZM149 129H148V128ZM152 127V128H151ZM167 127H165V128H167ZM46 128V129H45ZM76 130H75V129ZM147 128V129H146ZM31 129V128H30ZM40 129V130H39ZM43 129V130H42ZM89 129V130H88ZM153 129V130H152ZM29 130V131H28ZM84 130V131H83ZM154 131L153 133H152V131ZM30 131H32L31 133H30ZM33 131H35V132H33ZM40 131V132H39ZM57 131V130H56ZM75 131H77V132H75ZM79 131H81L80 133H79ZM12 132V131H11ZM11 132H9V135H10V133ZM14 132V131H13ZM53 133H54V130L52 131ZM58 132V131H57ZM92 132V133H91ZM149 133V135H148V133ZM16 133V132H15ZM14 133V134H15ZM39 133V134H38ZM41 133V134H40ZM56 133V132H55ZM85 133V134H84ZM152 133V134H151ZM13 134V133H12ZM17 134V133H16ZM15 134V135H16ZM83 134V135H82ZM150 134L151 135H154V136H150ZM45 135H48L47 137L45 136ZM11 136V135H10ZM13 136V135H12ZM75 136H76V138H75ZM85 138H84V137ZM138 136V137H137ZM149 136V137H148ZM14 137V136H13ZM13 137H11L13 140H15V141H18L19 142V140H16V139H18L17 137H19V139L21 138L22 139V137H20V135L19 134H17V136H16V139H15V137L13 138ZM36 137V136H35ZM45 137V138H44ZM48 137V138H49ZM51 137H52V139H51ZM141 139H140V138ZM151 137V138H150ZM39 138V137H38ZM37 138V141H39V139ZM75 138V139H74ZM135 138V139H134ZM148 138V139H147ZM21 139H20V141H21ZM132 140V142H131V140ZM23 140V139H22ZM49 140V141H50ZM136 140L138 141V142H140V143H136ZM139 140H142V141H139ZM144 140H145V142H144ZM150 142H148V141ZM42 141V140H41ZM71 141V142H70ZM3 142V141H2ZM17 142V143H18ZM40 142V141H39ZM147 142L149 143V144H147ZM1 143V142H0ZM72 144V146L70 145V144ZM73 143L75 144V145H73ZM114 143V144H113ZM134 143V144H133ZM145 143V144H144ZM152 143V144H151ZM19 145H20V143H18ZM63 144V145H64ZM137 144H138V146H137ZM136 145V146H135ZM139 145H140V147H139ZM0 146H1V144H0ZM68 146V147H67ZM71 146V149L69 148ZM84 146V147H83ZM154 146V145H153ZM68 148L70 149L69 151H68ZM109 148V149H108ZM23 150H25V151H27L25 148H23V149H21V150H19L18 151V154L16 153V155H18L19 157L20 156H22V157H20V160H18V161H22V159H23V156H24V158H25V153L27 154L28 153V151L27 152H25V151H23ZM110 150V151H109ZM152 150V151H151ZM20 151H21V153H20ZM62 151L63 152H65V154H66V159H64L65 158V154L63 153L62 155H60L61 153H62ZM89 151V152H88ZM78 152V153H77ZM94 152V153H93ZM99 152H101V153H99ZM104 152V153H103ZM108 152V153H107ZM54 153V154H53ZM55 153H56V155H55ZM102 153H103V155H102ZM154 153V154H153ZM23 154V155H22ZM53 154V155H52ZM98 154H99V156H98ZM70 155V156H69ZM85 155V156H84ZM89 157H88V156ZM100 155H102L101 157H100ZM155 155V156H154ZM37 156V155H36ZM55 156H56V158H55ZM68 156H69V158H68ZM74 156H76L77 158H78V160H77V158L76 157H74ZM91 156V157H90ZM19 157H18V159H19ZM58 157H60V158H58ZM44 158H45V160H44ZM52 158H53V160H52ZM55 158V159H54ZM100 158V159H99ZM63 159V160H62ZM156 159V160H155ZM37 159H36V161H38ZM47 160L49 161V164H48V162H47ZM61 160V161H60ZM46 161V162H45ZM58 161H60V162H58ZM62 161H65L64 163H62ZM161 161V162H160ZM68 162V163H67ZM69 162H70V164H69ZM176 162H178L177 164H176ZM21 163V162H20ZM40 163V162H39ZM39 163H37L36 164V166L39 164ZM47 163V164H46ZM61 164L63 165L62 167H61ZM41 165H38L39 167H41ZM65 165V166H64ZM170 165V166H169ZM176 165V166H175ZM58 166V165H57ZM73 166V167H72ZM167 166V167H166ZM59 167V166H58ZM176 167V168H175ZM69 168H71V169H69ZM174 168H175V170H174ZM171 169H172V171H171ZM71 170V171H70ZM63 171H64V173H63ZM69 171V172H68ZM67 172V173H66ZM154 172V173H153ZM173 172H175V173H173ZM20 174V173H19ZM60 174H58V175H60ZM71 175V176H70ZM112 176V177H111ZM21 177V178H20ZM152 177H154L153 178V180H152ZM66 178H67V181H66ZM71 178V179H70ZM20 179H22V176H18V178H17V180H19V183H22L23 181L21 180L20 181ZM29 179H30V177H29ZM125 179V180H124ZM155 179V180H154ZM10 180H12V179H10ZM10 180H9V184H10ZM117 180V181H116ZM129 180V181H128ZM132 180V181H131ZM31 181V179L30 180H28L27 179V181H26V183L29 185V183H32V182H34V180L32 181V182H30ZM70 181V182H69ZM12 182V181H11ZM17 183H18V181H16ZM92 182V183H91ZM126 182V183H125ZM131 182H133V183H131ZM17 183H16V186L18 187V185H17ZM39 183H41V185L39 184ZM38 184L40 185V187H39V185H37V183H36V181L34 182V183H32V184H35V188H36V185L39 187V188H41V190H42V188H43V185L46 187V188H48V186H46V184L45 183H43V185H42V182H39ZM71 183V184H70ZM148 183V184H147ZM26 184V185H27ZM70 184V185H69ZM125 184V185H124ZM135 186V187H133V185ZM137 186H136V185ZM140 184V185H139ZM25 185V186H26ZM27 185V186H28ZM59 185H61L60 183H59ZM61 185V186H62ZM72 185V186H71ZM138 185L140 186V187H145L146 189H147V191H146V189L144 188H138ZM146 185V186H145ZM19 186H21V185H19ZM26 186V187H27ZM33 186V188H34V185H31V187ZM62 186V187H63ZM103 186V187H102ZM114 186V187H113ZM128 186H131V187H128ZM17 187H16V189H17ZM29 187V186H28ZM31 187H29L30 189H31ZM62 187H60V188H62ZM100 187V188H99ZM137 187V188H136ZM20 188V187H19ZM34 188V189H35ZM45 188V189H46ZM64 188V187H63ZM62 188V189H63ZM89 188V189H88ZM94 188V189H93ZM130 188H133V190H135L134 192L132 191V189H130ZM139 189V190H138ZM22 190V189H21ZM18 191V190H16V191H18V192H22V191H24V192H26L25 191V189L24 190H22V191ZM27 190V189H26ZM36 190H40V189H36ZM46 190H48V189H46ZM74 190V191H73ZM88 190V191H87ZM126 190V191H125ZM136 190H137V192H136ZM141 190V191H140ZM72 193H71V192ZM140 191V192H139ZM146 191V192H145ZM27 192H28V190H27ZM27 192H26V194H24L23 192H22V196L24 197L25 195H28V196H30L28 199H31V195L30 194H27ZM139 192V193H138ZM29 193H30V191H29ZM95 193V194H94ZM106 193V194H105ZM131 193V194H130ZM16 193H13V198L14 197H16V195H15ZM24 194V195H23ZM128 194V195H127ZM129 194L131 195V196H129ZM136 194L138 195V197H136ZM144 194V195H143ZM15 195V196H14ZM76 195V196H75ZM99 197H98V196ZM109 195V196H108ZM135 195V196H134ZM146 195V196H145ZM3 196V193H1L0 192V198H3L2 197ZM27 196V197H28ZM33 196V195H32ZM86 198H85V197ZM127 196V197H126ZM133 196V197H132ZM26 197V198H27ZM76 197V198H75ZM81 197V198H80ZM95 197V198H94ZM98 197V198H97ZM120 197L122 198V199H120ZM132 197V198H131ZM141 197V198H140ZM130 198V199H129ZM77 199V200H76ZM87 201H89V202H87ZM89 199V200H88ZM132 199V200H131ZM80 200V201H79ZM103 200V201H102ZM108 200V201H107ZM116 200V201H115ZM128 200H130V202L128 201ZM0 201H1V199H0ZM74 201V202H75ZM84 201H86V202H84ZM97 201H98V204H97ZM110 201V202H109ZM115 201V202H114ZM124 201V202H123ZM101 202V203H100ZM104 202V204H102ZM106 202V203H105ZM113 202V203H112ZM118 202V203H117ZM82 203V204H83ZM90 203V204H89ZM92 203V204H91ZM109 203V204H108ZM125 203V204H124ZM81 204V203H80ZM101 204V205H100ZM117 205V206H116ZM89 206H91L90 208H89ZM93 206V207H92ZM105 206V207H104ZM114 206V207H113ZM117 207H119V208H117ZM110 208V209H109ZM99 209V210H98ZM102 209H104V211L102 210ZM93 210V211H94ZM111 210V211H110ZM113 211V212H112ZM115 213V214H114ZM126 213V212H125ZM124 213V214H125ZM120 215V216H119ZM12 231V230H11ZM12 233H14V232H12ZM1 234V233H0ZM13 235V234H12ZM2 247V246H1ZM1 247H0V250H1ZM3 249H5L4 247H2ZM4 251V252H3ZM6 249L5 250H1V252H3V255L5 256V257H3V255H1L0 256V264H9V262L10 263H12L10 260H11V258L12 257H14L13 255H11V253H7L8 254V256H6ZM0 254H2V253H0ZM9 254H10V259H9ZM1 257H3V259L1 258ZM6 257H8V259H5ZM7 262H6V261ZM8 260H9V262H8ZM12 260H14V262H13V264H16L17 263V261H15V257L12 259ZM17 260V259H16ZM2 261V262H1ZM5 262V263H4Z\"/></svg>",
    "mask_w": 264,
    "mask_h": 264
}]
</instances>
